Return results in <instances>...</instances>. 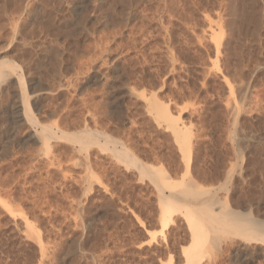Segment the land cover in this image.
I'll list each match as a JSON object with an SVG mask.
<instances>
[{
  "label": "rangeland",
  "instance_id": "rangeland-1",
  "mask_svg": "<svg viewBox=\"0 0 264 264\" xmlns=\"http://www.w3.org/2000/svg\"><path fill=\"white\" fill-rule=\"evenodd\" d=\"M2 63L0 264H188L190 211L192 264H264V0H0Z\"/></svg>",
  "mask_w": 264,
  "mask_h": 264
},
{
  "label": "bare ground",
  "instance_id": "bare-ground-1",
  "mask_svg": "<svg viewBox=\"0 0 264 264\" xmlns=\"http://www.w3.org/2000/svg\"><path fill=\"white\" fill-rule=\"evenodd\" d=\"M4 15V14H3ZM234 29V28H233ZM231 30V29H230ZM229 30V31H230ZM228 31V32H229ZM213 36H215L214 35V33H213ZM225 36V35H224ZM234 37V36H233ZM217 38V37H216ZM15 39V38H14ZM216 40V39H215ZM227 40V39H226ZM20 42V41H19ZM22 43V42H21ZM25 45V44H24ZM23 46V45H22ZM230 46V45H229ZM228 46V47H229ZM228 49V48H227ZM55 51V50H54ZM38 53V52H37ZM215 54V53H214ZM7 57V56H6ZM171 58V57H170ZM171 60V59H170ZM172 61V60H171ZM44 63V62H43ZM3 64V65H2ZM1 64V66H0V80H4L5 78H7V77H10L9 75L10 74H13V75H15L14 77L15 78H17L16 80H17V83H18V87H19V90H18V96H17V100H15L14 101V105L9 109V112H6L4 115H3V117H4V122H3V124H2V126L4 125V124H7V126L6 127H8L9 129L10 128H12L13 126H18L17 125V123H19V122H22V121H25L26 123H31V125H32V123H33V117L34 116H32V112H31V109H30V106H29V104H28V95H27V93L25 92V90H24V84L22 83V81L20 80V76L19 75H17L16 74V71H15V67H14V65L13 66H10L9 64L8 65H6V63H2ZM22 65V64H21ZM171 65V64H170ZM32 66V65H31ZM4 68H6L7 70H6V72L8 71L9 72V74H6L5 73V70H4ZM35 69V68H34ZM7 72V73H8ZM5 75H8V76H5ZM5 77V78H4ZM51 77V76H50ZM43 78V77H42ZM9 79V78H8ZM4 82H5V80H4ZM3 82V83H4ZM6 84V83H5ZM46 84V83H45ZM48 84V83H47ZM15 86V85H14ZM35 86H36V84H35ZM38 89V88H37ZM5 95V94H4ZM16 95V94H15ZM152 95V94H151ZM243 95V94H242ZM140 96V95H139ZM154 96V95H153ZM15 97V96H14ZM152 97V96H151ZM152 99V98H151ZM152 100H154V99H152ZM155 103V102H154ZM154 103H153V105H154ZM13 104V103H12ZM149 104V103H148ZM150 104L152 105V103H151V101H150ZM149 104V106H151ZM156 104V103H155ZM149 108H151V107H149ZM154 108L156 109V111H157V114L159 115V116H161V117H164V118H166L167 119V121L169 122V124H170V128H171V130H172V132H173V134H174V136H175V138H176V140L178 141V147H181V149L183 150L182 151V153L184 154L185 153V155H184V159H185V166H186V169L188 168V164H189V154L190 153H188L189 151H190V149H189V142H188V133L186 132V130H184L183 128H180L179 126H178V124L176 123V121H178V120H173L171 117H170V114L168 113V111L166 112V111H164V110H162L161 108H158V107H156V105H154ZM232 109V108H231ZM147 110V109H146ZM154 111V110H153ZM236 112V111H235ZM179 115V114H178ZM0 116H1V114H0ZM234 117V116H233ZM6 118H7V121H6ZM159 119V118H158ZM180 121V120H179ZM0 124H1V122H0ZM40 125V124H39ZM38 125V126H39ZM181 125V124H180ZM1 126V125H0ZM5 126V125H4ZM14 128V127H13ZM46 129V128H45ZM45 129H43L42 128V130H43V132L41 133V141H42V147L43 148H46V150H48V143H49V140H51L52 138H53V136H52V133L49 131V130H45ZM6 130H8V129H6ZM60 130V129H59ZM98 131V130H97ZM9 132V131H8ZM35 132V131H34ZM61 133V132H60ZM87 133V132H86ZM86 133H85V135H86ZM187 133V134H186ZM191 133V132H190ZM8 134V133H7ZM82 134V133H81ZM96 135V134H95ZM94 136V135H93ZM97 136V135H96ZM39 137V136H38ZM191 137H192V135H191ZM99 138V137H98ZM107 139H109V138H107ZM113 139V138H112ZM110 140V139H109ZM97 141V140H96ZM190 141V140H189ZM91 142H93V141H91ZM98 142V141H97ZM96 143V142H95ZM176 144V143H175ZM83 145V144H82ZM84 145H86V144H84ZM92 145V144H91ZM108 145V144H107ZM107 145H105V146H107ZM191 145V144H190ZM38 148V147H37ZM192 148V147H191ZM88 150V149H87ZM34 151V150H33ZM113 151H114V149H113ZM36 152V151H35ZM42 152V151H41ZM119 152H121V151H119ZM118 152V153H119ZM126 152V151H125ZM37 153V152H36ZM49 153V152H48ZM120 154V153H119ZM35 155V154H34ZM117 155V154H116ZM123 155V154H122ZM36 156V155H35ZM124 158V157H123ZM133 158V157H132ZM135 158V157H134ZM159 158V157H158ZM55 160V159H54ZM126 160H127V158H126ZM51 161V160H50ZM35 162V161H34ZM52 162V161H51ZM49 164H51V163H49ZM52 165H53V163H52ZM51 165V166H52ZM139 165H140V163H139ZM141 166V165H140ZM145 166V165H144ZM136 167V166H135ZM139 168V167H138ZM137 168V169H138ZM140 168H144V167H140ZM147 170H149V169H147ZM91 172V171H90ZM139 172V171H138ZM142 172V171H141ZM140 172V173H141ZM225 172V171H224ZM227 172V171H226ZM92 173V172H91ZM150 173V172H149ZM196 174V173H195ZM160 175L161 176H163V178H159L160 177ZM160 175H158L159 177V179H160V184L163 186V188L165 189V187H164V185L166 186V187H169V190H170V188H171V191H175V190H173L172 189V187L173 186H171L173 183H167V182H169V181H164L165 179H168L167 177H165L164 175V173H162L161 172V174ZM226 175V174H225ZM142 176V175H141ZM140 177V176H139ZM197 178V177H196ZM162 179V180H161ZM213 179V178H212ZM139 180H141L140 178H139ZM169 180V179H168ZM201 181V180H200ZM209 181V180H208ZM176 182V181H175ZM202 183V182H201ZM200 183V184H201ZM187 185H188V182L186 183ZM186 184H184L183 183V185L182 184H180V187H183L180 191H179V193L180 194H183L184 196H186V195H188V196H195L197 193H199L200 194V191L199 192H197V191H194L193 189L192 190H188V187L187 188H184L185 187V185ZM179 185V184H178ZM199 185V184H198ZM157 187H158V185H157ZM201 188V187H200ZM209 189H211V187H209ZM161 188H159V193H160V202H162V216H161V219H162V221H161V223H162V227H166L167 226V224H169L168 222H170L169 221V219H170V212L169 211H171V209L173 210V209H176V207H178V206H176V205H178L179 204V202H177V203H175V201H173V200H171V199H169L168 197H166V196H163L164 194L161 192ZM195 190H196V188H195ZM167 191H168V189H167ZM203 191V190H202ZM209 191V190H208ZM197 192V193H196ZM178 193V194H179ZM163 194V195H162ZM170 196V195H169ZM182 196V195H181ZM172 198V197H171ZM215 198V197H214ZM213 199V198H212ZM216 199V198H215ZM170 200V201H169ZM6 202V201H5ZM161 204V203H160ZM183 204V203H182ZM179 205H181V204H179ZM5 207L7 206V205H4ZM187 207V206H186ZM6 208H8V207H6ZM191 209V208H190ZM189 208L187 209V210H190ZM178 211V210H177ZM173 211H171V213H172ZM188 212V211H187ZM189 213V212H188ZM185 215H187V214H185ZM196 214L194 213V215L191 213V211H190V214H188L187 216H188V225H189V229H190V232H191V238H192V241L194 242V247H193V249H191V250H189V251H186V253H185V255H186V259H187V261H188V264H192V263H194V262H196V260H197V258L199 259V257H198V254H199V247H200V245H201V242L203 241V239H205L204 238V236H205V232L204 231H206L207 230V227L203 224V216L205 215H201V217H197V216H195ZM207 215V214H206ZM237 217H239V216H237ZM243 217V216H242ZM220 218V217H219ZM245 218V217H244ZM238 220V219H237ZM241 220V219H240ZM247 220V219H246ZM249 220V219H248ZM252 220V219H251ZM207 222V221H206ZM210 222H212V221H209L208 222V224L210 223ZM239 222V221H238ZM237 222V223H238ZM25 223V222H24ZM214 223H216V221H213L212 223H210V225H213ZM253 222H251V224H252ZM218 224H219V222H218ZM239 224V223H238ZM238 224H236L237 226H238ZM259 225V223L257 224V223H255V227L256 226H258ZM160 226V225H159ZM235 226V225H234ZM252 226H253V224H252ZM205 227V228H204ZM261 227V226H260ZM214 228V227H213ZM218 228V227H217ZM219 229V228H218ZM262 229V228H261ZM27 230H30V229H28L27 228ZM209 230H210V228H209ZM213 230V229H212ZM217 230V229H216ZM214 231V230H213ZM218 231V230H217ZM220 231V230H219ZM223 232V231H222ZM221 232V233H222ZM243 232V231H242ZM211 233V232H210ZM245 235L244 236H249V233H247V232H243ZM228 234V233H227ZM216 237V236H215ZM215 237H212V238H215ZM242 237V236H241ZM217 238H218V236H217ZM217 238H215V239H217ZM36 240H38V239H36ZM39 241V240H38ZM216 242H217V240H216ZM146 244V243H145ZM209 245V244H208ZM41 247V246H40ZM207 248H208V246H207ZM43 251H44V248H43ZM169 259H170V257H168ZM167 262H168V260H167ZM170 263V262H169ZM165 264H167V263H165ZM187 264V263H186Z\"/></svg>",
  "mask_w": 264,
  "mask_h": 264
}]
</instances>
